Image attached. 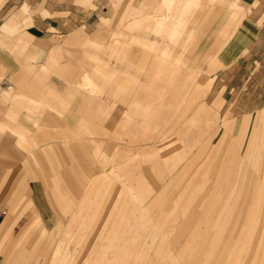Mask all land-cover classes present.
Segmentation results:
<instances>
[{
  "label": "crops",
  "instance_id": "crops-1",
  "mask_svg": "<svg viewBox=\"0 0 264 264\" xmlns=\"http://www.w3.org/2000/svg\"><path fill=\"white\" fill-rule=\"evenodd\" d=\"M164 1L170 2L168 7L173 9L174 0ZM124 2L128 4L125 7L139 10L126 16L127 22L121 26L113 9L105 11L107 16H98V23L86 22L88 15L95 13L92 10L99 7V0H0V43L3 45L0 76L15 84L26 81L27 85L23 86L28 89H62L72 78L67 76L74 71L76 85L83 87L84 72L92 66L89 75L92 81L108 84L109 88L114 82L113 94L118 98L0 99L1 264L51 263L52 241L18 239L20 224L14 222V216L20 214L32 217L60 214L43 184L52 187L55 183H65L68 194L75 192L72 184L84 183L85 176L98 174L94 169L101 166V152L106 153V167L112 168L113 176L121 167L126 168L125 177L135 169L137 174L133 177H138V184L144 176L154 175L147 168L136 170L129 161L116 164L115 154L132 152L133 140L139 144L145 142L140 131L136 132L139 126L153 132L158 125H164L165 114L158 116L157 112L161 106L163 111V96L168 87L165 80L171 76L175 79L176 72L183 74L179 75L178 89L175 87L174 99L168 104L174 112L181 104L185 108L193 103L194 99H179L187 88L195 89V94L201 89L208 92L210 100L206 103L217 106L220 115L227 111L242 115L245 102L252 104L251 112L264 109L261 105V99L264 101V0H194L193 12L179 13L174 9L169 16L164 15L155 1ZM111 8L115 5L111 4ZM106 17L107 24L99 22ZM64 37L66 47L54 45L55 39ZM92 40L105 42L90 46L88 43ZM73 42L77 48L70 45ZM84 45L88 48L81 49ZM62 51H70L69 55L74 58H63ZM59 55L61 58L57 60ZM55 70L58 74H54ZM197 72L209 75L210 80L196 85ZM119 73L122 77L116 78ZM147 121L153 122L151 127ZM263 121L264 113H260L252 138L256 139L260 133ZM247 126L245 119L224 123L220 145L229 142L230 131L241 134ZM188 132L182 137L190 136L193 141ZM20 136H27L28 144L23 145L30 147L25 157L20 156V151L25 150L21 149ZM180 137L165 145L162 142L150 149H136V155L147 159L143 163L161 167L158 175L166 177L169 161L181 160L180 155H166V147L181 143ZM162 140L156 141L155 136L156 142ZM30 184L35 187L30 189ZM115 197L114 200L121 198ZM115 209L111 206L107 218L103 219L104 227L90 239L91 245L87 247L90 250L81 256L84 262L132 264V259L140 255L132 252L131 240L126 238V229L121 227L124 224Z\"/></svg>",
  "mask_w": 264,
  "mask_h": 264
},
{
  "label": "rangeland",
  "instance_id": "rangeland-1",
  "mask_svg": "<svg viewBox=\"0 0 264 264\" xmlns=\"http://www.w3.org/2000/svg\"><path fill=\"white\" fill-rule=\"evenodd\" d=\"M99 1V7L92 10L95 13L88 15L86 22H97L98 16H107L105 11L113 9L116 22L123 26L127 22L126 16L139 10L125 7L128 5L125 0ZM151 1L157 2L165 16L171 15L174 9L179 13H188L196 7L194 0H174L173 9L168 7L170 2ZM111 4L115 8H111ZM108 21L107 17L99 20L102 24ZM65 40V37L55 39L53 43L63 47ZM104 42L92 40L88 44L92 46ZM70 45L76 47L74 42ZM0 50H3L2 43ZM62 52L65 55L63 58H74L69 55L70 51ZM60 58V55L56 57L57 60ZM101 59L106 60V57ZM103 65L106 66V63ZM91 69L84 72L85 86L76 85L75 72L71 71L73 73L67 77L72 75V78L62 89H28L23 86L27 85L26 81L15 84L0 76V99H118L113 94L115 83L110 84L112 88L101 82L94 83L89 77ZM54 74H58V71L55 70ZM182 74L176 72L175 79L171 76L165 80L168 87H165L163 96V111L161 106L157 112L158 116L162 112L165 114L164 125H158L153 132L139 126L136 132L140 131L142 138H146L145 142L139 144L133 140L130 143L132 152L118 151L115 154L116 164L129 161L136 170H151L153 176H144L142 183L138 184V177H133L137 174L135 169L125 177L123 172L126 168L123 167L115 170L118 174L113 176L112 168L106 167V153L101 152V166L98 170L94 169L99 175L91 177L90 174L83 178L84 183L72 184L74 196L73 193L68 194L65 183H55L52 187L43 184L60 214L46 217L40 214L33 217L22 214L14 216V222L20 224L16 238L51 240L50 264H88L81 260V256L87 251L88 244L91 245L90 239L96 237L97 230L104 227L103 219L107 218L111 206H114V212L120 215L124 224L121 227L126 229V238L131 240L132 252L140 254L132 259V264H264V121L260 124L261 131L256 139L252 138L257 116L264 113V109L251 112L252 104L245 102L242 115L230 111L220 115L217 106L206 103L210 100L207 98L208 92L201 89L195 94V89L187 88L179 99H194L193 103L185 108L181 104L174 112L168 104L175 87L178 89V80H181L178 78ZM196 76V85L210 80L209 75L199 72ZM119 77H122V73L117 74L116 78ZM60 79L63 80V77L60 76ZM261 105L264 106L263 99ZM40 108L43 110L42 106ZM242 119L248 121L245 130L241 134L230 131L229 142L220 145L225 131L224 123ZM146 123L151 127L153 122ZM128 129L133 132L130 127ZM187 132L193 136V141L190 136L182 137ZM155 136L156 141L163 140L156 142ZM177 136L182 137L181 143L169 144L165 153L180 155L181 160L169 161L171 164L166 177L158 175L161 167H152L147 161L143 163L147 159L136 155V149H150L158 143L171 142ZM127 139L126 135V143ZM20 140L21 149H25L20 151V156L25 157L30 152L29 145H23L28 144L27 136H20ZM93 180H97L94 185ZM128 181L130 184H127ZM28 186L30 189L35 187L33 184ZM146 187L150 189L144 190ZM115 196L121 197L120 200H114Z\"/></svg>",
  "mask_w": 264,
  "mask_h": 264
},
{
  "label": "built area",
  "instance_id": "built-area-1",
  "mask_svg": "<svg viewBox=\"0 0 264 264\" xmlns=\"http://www.w3.org/2000/svg\"><path fill=\"white\" fill-rule=\"evenodd\" d=\"M0 264H1V260H0Z\"/></svg>",
  "mask_w": 264,
  "mask_h": 264
}]
</instances>
